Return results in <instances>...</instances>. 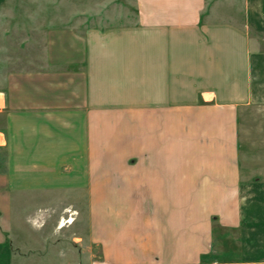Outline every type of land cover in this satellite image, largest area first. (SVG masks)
<instances>
[{"label":"crops","instance_id":"1","mask_svg":"<svg viewBox=\"0 0 264 264\" xmlns=\"http://www.w3.org/2000/svg\"><path fill=\"white\" fill-rule=\"evenodd\" d=\"M125 1L0 0V264H264V0Z\"/></svg>","mask_w":264,"mask_h":264},{"label":"rangeland","instance_id":"2","mask_svg":"<svg viewBox=\"0 0 264 264\" xmlns=\"http://www.w3.org/2000/svg\"><path fill=\"white\" fill-rule=\"evenodd\" d=\"M63 1H65L68 6L66 5L65 9L59 10L58 6ZM51 2L53 3L52 0H8L7 11L8 14L17 13L23 17H30L29 15L35 13L43 15L47 14L49 18L51 17L50 14L52 13L53 15H60L61 13L66 14L68 12L70 18L73 19V25H83V27L86 26L88 28L93 26H124L128 24H134L136 19L135 14L130 10V8L127 7L125 0H54L53 8L51 6ZM260 40L264 46V37H260ZM6 43L9 50L8 55L14 56L17 54V57L22 56L23 59L27 58L28 60L31 58L33 59V63L31 64L36 67L40 64V45L42 44L41 39H32L27 37L20 39L10 37L6 39ZM18 47L21 49V54ZM73 221L74 220H72V222ZM80 243L81 241L79 240L75 242L79 248L78 250L82 249L83 247L82 243ZM93 252L95 253V250H93ZM183 257V252L181 254H177V260L179 263L184 262ZM70 258V263L73 262L72 264H99L94 260V257L89 261L77 263V260H79L77 259L79 258V255L77 256L76 253H72ZM212 260L213 257H205L202 259V264H209Z\"/></svg>","mask_w":264,"mask_h":264},{"label":"bare ground","instance_id":"3","mask_svg":"<svg viewBox=\"0 0 264 264\" xmlns=\"http://www.w3.org/2000/svg\"><path fill=\"white\" fill-rule=\"evenodd\" d=\"M71 221V220H70Z\"/></svg>","mask_w":264,"mask_h":264},{"label":"built area","instance_id":"4","mask_svg":"<svg viewBox=\"0 0 264 264\" xmlns=\"http://www.w3.org/2000/svg\"><path fill=\"white\" fill-rule=\"evenodd\" d=\"M69 221V220H68Z\"/></svg>","mask_w":264,"mask_h":264}]
</instances>
